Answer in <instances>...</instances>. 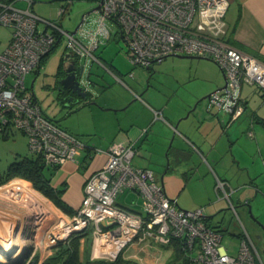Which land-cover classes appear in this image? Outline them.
I'll use <instances>...</instances> for the list:
<instances>
[{
	"label": "built area",
	"instance_id": "1",
	"mask_svg": "<svg viewBox=\"0 0 264 264\" xmlns=\"http://www.w3.org/2000/svg\"><path fill=\"white\" fill-rule=\"evenodd\" d=\"M17 2L26 7H17ZM32 5L31 0H0V26L12 30L7 47L0 52V133H22L28 139L29 152L40 157L45 165L61 167L66 162H76L80 153L89 149L43 114L24 83L25 76L38 71L62 39L65 52L75 57L80 68V85L84 90L91 84L89 72L93 63L106 69L96 52L119 36L133 68H149L171 55L212 60L222 71L226 88L210 96L207 110L212 105L225 111L234 107L232 113L237 117L242 111L238 106L242 85H254L264 93V64L223 41L228 0H98L99 8L96 6L89 13L94 16H83L74 34L38 17ZM66 10L59 8L58 17L65 15ZM111 22L117 26V33L110 29ZM40 23L43 30L38 29ZM84 74L86 80H82ZM135 154L132 145L109 146L104 165L85 181L81 205L65 225L67 235L58 238L51 232L50 243L90 230L95 240L122 242L110 260L135 242L170 247L172 258L168 264H261L245 230L237 255L230 256L221 245V234L206 223L203 211L180 209L176 200L169 199L162 187L156 185L150 171L133 165ZM11 183L14 181L5 185ZM21 188L22 184L15 182L12 194L20 197ZM223 188L224 183L217 181V189ZM124 190L141 196L143 214L115 204L116 196ZM224 197L227 199L226 194ZM174 243L178 257H174ZM91 249L93 254L94 246Z\"/></svg>",
	"mask_w": 264,
	"mask_h": 264
},
{
	"label": "crops",
	"instance_id": "2",
	"mask_svg": "<svg viewBox=\"0 0 264 264\" xmlns=\"http://www.w3.org/2000/svg\"><path fill=\"white\" fill-rule=\"evenodd\" d=\"M224 19L227 32L223 41L264 64V0H228V9ZM105 46L106 44L103 47ZM98 51L96 53L105 66L100 55L101 52ZM189 60H207L204 70H200V73L196 70L193 78L209 89L206 96L213 95L217 89L223 86V73L220 69V72L218 71V67H215L216 64L212 60L208 58ZM164 61L163 59L160 63ZM211 61L212 63H208ZM59 64H62V59ZM152 66L144 69L152 70ZM195 67L199 69L198 65ZM195 67L190 64V70H195ZM91 68L92 65L89 75ZM113 68L118 71L115 67ZM102 69L108 71L116 81H119L117 80L119 77L110 69ZM38 72L39 70L36 71V73ZM129 77L133 79L134 74L132 73V76ZM119 82L122 83V80L120 79ZM185 82L180 78L174 79L176 87L182 86ZM244 87L242 85L240 88L238 106L242 108V111L237 117H234L232 112L224 111L213 105L207 111L209 101L204 99L206 96L201 97L205 103L204 109L198 110L197 105L201 100L198 94L181 97V94L172 88L166 93L167 95L159 92L155 94L156 96L148 97L150 101L157 103L158 108H153L141 100V95L131 90L135 100L142 101L146 107L141 109L116 108L118 110L115 114L122 112L118 116L107 113L110 109L90 111L95 124L92 132L81 130L79 127L70 130L64 128L89 147L80 153L76 162H66L57 168L51 177V187L57 191L61 190V201L72 212L71 215H64L70 218L76 213L81 205L86 179L104 165L107 159L106 152L112 144L132 145L136 150L134 156L136 160L133 165L136 168L150 171L156 185L162 187L165 194L164 182L166 181L172 194L176 195L175 199H170L176 200L178 207H182V210L199 207L204 213L202 207L204 203L198 202L196 199L199 194L193 188L195 185L208 190L211 195L220 191L223 197L226 194L229 202L231 196L239 189L246 188L252 192L262 190L264 188V93L255 87L256 90L244 95ZM30 92L35 98L32 90ZM255 94L261 98V102L255 99ZM35 100L37 101L36 98ZM122 103L119 105L122 106L125 102ZM154 111L158 113V116H155ZM110 119L111 124L107 122ZM260 122L262 123L260 124ZM106 131L109 133H105ZM249 132L252 133V136L248 135ZM87 133H93V135L90 134L91 138L88 137L89 141L80 137L88 136ZM96 133L100 135L99 138ZM93 148L100 149L101 152L95 153ZM217 181L224 183L223 191L217 189ZM189 187L190 189H188ZM131 191L130 194L137 198L139 194ZM213 196L208 204L216 205L217 202H214ZM246 197L248 196L244 198ZM38 199L42 200L39 197ZM246 201L250 203V200L247 199L244 205ZM43 202L47 208H43L42 213L40 212L41 219L51 217L49 204ZM115 204L126 211L140 214L128 206L117 203L116 200ZM4 215L8 216L5 212ZM203 216L209 224L210 217ZM39 220L37 221L38 230L43 227H41L43 220L40 224ZM82 252L83 247L80 245V261H84ZM48 257L49 255L43 257L40 254L32 261V264H45ZM130 257L133 255L130 254L128 258Z\"/></svg>",
	"mask_w": 264,
	"mask_h": 264
},
{
	"label": "rangeland",
	"instance_id": "3",
	"mask_svg": "<svg viewBox=\"0 0 264 264\" xmlns=\"http://www.w3.org/2000/svg\"><path fill=\"white\" fill-rule=\"evenodd\" d=\"M31 1L33 2L32 11L38 17L57 23L67 31H73L80 23L81 17L87 16V13L97 6L98 0ZM16 6L19 8L26 7L23 2H17ZM61 7H65L67 10L65 15L59 19L57 17V12ZM93 16V13L89 14V17ZM109 27L113 32H118V28L114 23H109ZM38 29L43 30L44 25L40 23ZM11 34L12 30L10 28L0 26V52L7 47ZM65 50V40L62 39L44 62H42L39 67V72L36 73L35 71L28 73L25 76L24 83L28 91L31 90V83L33 84L32 92L39 102L43 114L47 118L55 121L60 127L68 130L79 127L81 130L92 132L95 124L90 111H104L110 109L107 113L118 116L121 115L122 112H117V114H115L116 110H118L116 108L124 109L127 107L126 109H141L146 107L142 101L135 100L131 90L141 95V100L153 108H158L157 103H153L148 97L150 95L154 96L159 92L166 94L169 92V89L172 88H174L178 94H181V97H191L192 94H198L200 96L199 98H201L206 96L209 92V89L202 84H199L196 79H193L196 70H198L199 73L200 70H204L207 60H189L185 58L167 57L164 59L165 61L163 63L153 64L150 72L141 67L132 68L126 55V47L121 38L116 36L115 38H111V40L106 43V46H102L98 52H101L100 55L103 58L106 68L110 69L115 75H117L119 79L122 80L123 84L116 81L108 71L103 70L93 63L89 75V80L91 81L89 93L85 98H77L69 105V102L63 100L62 96L59 97L57 91L54 89V75L59 68V63ZM208 63H212V61ZM190 64H193L194 67L198 65L199 69L195 67V70H190ZM215 67L217 68L216 65ZM217 69L220 72L219 68ZM129 73L134 74L133 79L129 77ZM175 78H180L186 82L182 84V86L176 87L174 85ZM82 80H86L85 74L82 76ZM244 86V95L247 92L250 93V91L253 92L256 90L254 85L245 84ZM145 94L146 96H144ZM255 99L261 102V98L257 96V94H255ZM122 102H125L124 105H119L123 104ZM165 102L166 100L164 103ZM199 102L197 108L198 110H203L205 103L202 98ZM252 103L251 105L253 106ZM96 120L102 121L100 119ZM107 122L109 124L112 123L111 119ZM261 123L262 122H260V124ZM96 125H98V123H96ZM105 133L109 132L106 131ZM87 134L89 135L80 137L85 141H89L88 137L90 136L91 138L93 133ZM98 136L100 135L98 134L97 137ZM26 156H30L28 151V139L22 133L13 131L9 133L8 137H4V135L0 133V174H4L11 163L19 161ZM135 160L136 158H133V163ZM12 181H14V183L22 184V193L20 194V197L12 194L11 190L14 187V183L1 186L0 211L8 214L7 217H9V219H17V217L21 215L24 218L28 217L29 221L27 220L28 225L21 233V236L23 237L22 250L21 248H18V250L16 249V252L9 257H6L7 255L3 254V259L6 258V261L4 263L0 262V264H32V261L40 254L43 257L48 255L49 257L51 255L53 256L56 245L59 241L55 240L53 243H50L49 236L51 232L55 235L60 233L59 238H63L66 235L65 231L67 228H65V225L69 222V218L64 215L65 213L58 210L51 201L43 197L40 193L30 189L29 186L33 188L31 183L29 184L21 179H13ZM164 184L166 196L169 199H175L176 195L174 196L172 194L169 188L170 186L166 181ZM193 188L199 194L196 198L197 201L204 203V205H202L204 210L203 215L210 217V226L214 227L221 234V245L226 249L227 253L230 256L237 255L240 241L242 239V233L243 230H245L259 254L261 264H264V228H262V226H264V188L258 192H252L250 189L246 188L239 189L231 196V203L223 197V194L220 191L218 193L215 192L213 196L204 188H202V190L201 187L196 185L193 186ZM188 189H190V187ZM137 196L139 198L132 196L130 190H124L116 196L115 200L117 203L128 206L131 210L143 214L142 199L140 195ZM212 196L214 202H217L216 205L211 203L208 204V201L212 199ZM245 196L248 197L244 198ZM38 197L49 204V208L51 209H49V215H51V217H44V219H41V213L43 210L42 208H38L40 205ZM247 199L250 200L249 204L251 207L250 212L252 218L249 215L247 206L244 205V202ZM37 204L39 205L37 206ZM181 208L182 207H180V209ZM196 209L200 208L198 207ZM196 209L184 210L193 211ZM253 219L258 221L259 224ZM38 220L39 224L43 220V222H41V227H43L40 230L36 228L37 224L34 226ZM12 234H14V232L10 233L9 236H4L3 240H6L7 242L13 237ZM259 236L261 237L260 240H258ZM82 239L83 238L79 240V251L80 245L83 247L82 256L84 257V261H82V263L85 261L97 260L107 262L114 261L110 260V256L98 252L94 253V257L91 249L93 239L91 233L86 239L84 238L83 241ZM63 240L65 239H62L61 241ZM130 254L133 255V257L128 258ZM117 257L121 260L112 264H168L172 258V253L170 247L160 244H137L134 242L121 249ZM123 259L130 263L125 262Z\"/></svg>",
	"mask_w": 264,
	"mask_h": 264
},
{
	"label": "trees",
	"instance_id": "4",
	"mask_svg": "<svg viewBox=\"0 0 264 264\" xmlns=\"http://www.w3.org/2000/svg\"><path fill=\"white\" fill-rule=\"evenodd\" d=\"M2 1L6 2L8 0H2ZM96 56L98 57V59H100V57L98 56V53H96ZM149 72H150V69H149ZM57 74H58L57 76H60L62 74L61 64L59 65ZM3 135L4 137L9 136V134H6V133ZM57 168L59 167L45 165L40 157L30 153V156L23 157L19 161H15L11 163L8 166L7 170L4 172V174H0V186H3L9 183L13 179H21V180L27 181L31 183L35 191H37L43 197L51 201L56 208H58L65 214L71 215L72 212L69 211L68 208L65 206V204H63V202L61 201V197H60L61 190H58V191L54 190L50 185L51 177L54 175ZM205 221L208 224L207 222L208 220L205 219ZM210 227L215 229L212 226ZM89 235H90V230H84L81 232L72 233L65 240L59 241L56 245L53 256L46 259L44 263L45 264H55V263L57 264H109L106 261H101V260L85 261L84 263L80 261L79 240L81 238L86 239ZM175 256L176 257L179 256L178 246L176 243H174V257ZM119 260L121 259L117 257L112 262L116 263ZM124 261L130 263L129 261H126V260Z\"/></svg>",
	"mask_w": 264,
	"mask_h": 264
},
{
	"label": "bare ground",
	"instance_id": "5",
	"mask_svg": "<svg viewBox=\"0 0 264 264\" xmlns=\"http://www.w3.org/2000/svg\"><path fill=\"white\" fill-rule=\"evenodd\" d=\"M38 205L39 204H37V206ZM45 205L46 204L43 201H40V205L38 208H42V209L44 208L45 209V208H47ZM27 220H28V217L24 218L21 215H19L17 217V219H15V218L9 219V217L4 215L3 211H0V240H1V244H2V245L0 244V262L1 263H4L6 261L5 260L6 258L3 259V256H2L3 254L13 255V253L16 252V249L18 250V248H21V250H22L23 237L21 236V233H22L23 229H25L26 226L28 225ZM36 224H37V222L35 223L34 226H36ZM65 228H67V227H65ZM12 232H14V234H12L13 237L10 238L7 242H6V240L4 241L3 237L9 236L10 233H12ZM67 232H68V229H66V231H65L66 235H67ZM56 236L59 238L60 233L56 234ZM121 243H122L121 241L108 242V240H104V239H96L95 240V238H94V239H92V247L94 246L93 252L94 253H96V252L102 253L103 255H106V256L107 255L108 256H114V254L116 252H118V250L121 246ZM94 253H93V255L95 257ZM100 256H102V255H100Z\"/></svg>",
	"mask_w": 264,
	"mask_h": 264
},
{
	"label": "water",
	"instance_id": "6",
	"mask_svg": "<svg viewBox=\"0 0 264 264\" xmlns=\"http://www.w3.org/2000/svg\"><path fill=\"white\" fill-rule=\"evenodd\" d=\"M96 8L98 9L99 6H97ZM90 12H88L87 14H89ZM82 18H83V16L81 17V21H82ZM81 21H80V23H81ZM78 26H76L75 29L73 31H71L72 34L75 33V31H76ZM169 57H176V58H180V59H184V58L185 59H207V58H204V57L182 56V55H171ZM61 59H62L61 69H62V72L65 74V77L62 78V79L57 80V78H58L57 75L58 74H57V72L55 73V75H54V78H55L54 89L57 91L58 95L63 93V91H64V92H67V93L75 94L77 98H85L87 96V94L89 93V91H90L91 84L89 85V87H87L86 90H84L83 87H81L80 80H81V75L82 74L80 72L79 76L75 75V72H74V69H75L74 60H73V57H72L71 53L65 52ZM157 64H159V63H157ZM223 79H224L223 86L220 87L219 89H217L216 92H220V91H222L223 89L226 88V80H225L224 75H223ZM32 86H33V84L31 83V90H32ZM210 96L211 95H208L204 99H209ZM63 100H67L69 102V105H70V103L73 102L75 99L74 98H70V99L65 98ZM195 107H196V105L193 107V110L195 109ZM233 108L234 107H230L229 108L230 112L233 111ZM207 111H209V110H207ZM245 205L247 206V208L249 210V215L252 218L251 212H250V208L251 207H250L249 202L246 201ZM253 220L255 222H258L255 219H253ZM258 224H259V222H258ZM101 225L105 226V223L102 222ZM262 228H264V226H262ZM260 239H261V237L259 236L258 240H260ZM9 256L10 255H7L6 257H9Z\"/></svg>",
	"mask_w": 264,
	"mask_h": 264
},
{
	"label": "flooded vegetation",
	"instance_id": "7",
	"mask_svg": "<svg viewBox=\"0 0 264 264\" xmlns=\"http://www.w3.org/2000/svg\"><path fill=\"white\" fill-rule=\"evenodd\" d=\"M72 57H73V56H72ZM73 60H74V67H75V69H74L75 75H76V76H79V73L81 72V71H80V68H79V66H77V62H76L75 57H73ZM64 77H65V74L63 73V76H62V74H61L60 76H58L57 80L62 79V78H64ZM55 87H56V86H55ZM60 96H62L63 99H65V98H67V99H70V98L77 99V97H76L75 94L67 93V92H64V91H63V93L60 94ZM60 96H59V97H60Z\"/></svg>",
	"mask_w": 264,
	"mask_h": 264
}]
</instances>
